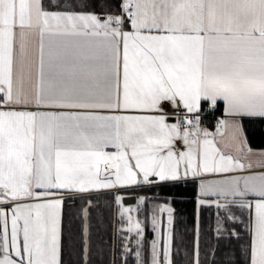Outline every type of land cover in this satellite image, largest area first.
<instances>
[{
	"label": "snow or ice",
	"instance_id": "obj_1",
	"mask_svg": "<svg viewBox=\"0 0 264 264\" xmlns=\"http://www.w3.org/2000/svg\"><path fill=\"white\" fill-rule=\"evenodd\" d=\"M190 186L183 264H264V0H0V264H98L100 197L104 264H178Z\"/></svg>",
	"mask_w": 264,
	"mask_h": 264
},
{
	"label": "trees",
	"instance_id": "obj_2",
	"mask_svg": "<svg viewBox=\"0 0 264 264\" xmlns=\"http://www.w3.org/2000/svg\"><path fill=\"white\" fill-rule=\"evenodd\" d=\"M151 195V193H148ZM186 199H177L174 204L175 211V225H174V243L178 254L176 259L178 264H183V252L191 247V243L194 239V223H195V201L192 198L194 191L190 186L186 191ZM75 205L66 207V214L64 219V245H65V259H69L67 250L69 247L79 249L82 236V217L80 214V208L82 202L77 199ZM91 230L93 249H103V252L99 257H96L98 264H104V262L110 258L106 255L108 252V246L113 239V231L116 227L115 217L113 215L114 208H109L104 198H99V203L96 207L91 209ZM210 217L207 211L204 213L205 227L210 223ZM151 237V231L149 234Z\"/></svg>",
	"mask_w": 264,
	"mask_h": 264
},
{
	"label": "water",
	"instance_id": "obj_3",
	"mask_svg": "<svg viewBox=\"0 0 264 264\" xmlns=\"http://www.w3.org/2000/svg\"><path fill=\"white\" fill-rule=\"evenodd\" d=\"M126 199H127L130 203L135 204V200H134L133 198H131V197H126Z\"/></svg>",
	"mask_w": 264,
	"mask_h": 264
},
{
	"label": "crops",
	"instance_id": "obj_4",
	"mask_svg": "<svg viewBox=\"0 0 264 264\" xmlns=\"http://www.w3.org/2000/svg\"><path fill=\"white\" fill-rule=\"evenodd\" d=\"M77 203V201H75V203L74 204H72V205H75ZM65 219V218H64ZM175 225V224H174ZM174 235H175V232H174Z\"/></svg>",
	"mask_w": 264,
	"mask_h": 264
},
{
	"label": "rangeland",
	"instance_id": "obj_5",
	"mask_svg": "<svg viewBox=\"0 0 264 264\" xmlns=\"http://www.w3.org/2000/svg\"><path fill=\"white\" fill-rule=\"evenodd\" d=\"M174 224H175V220H174ZM150 231H151V230H150V227H149V234H150Z\"/></svg>",
	"mask_w": 264,
	"mask_h": 264
}]
</instances>
